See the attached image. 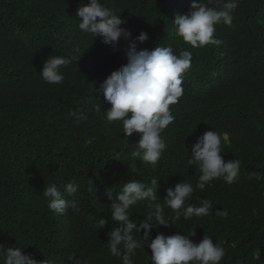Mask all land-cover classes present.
<instances>
[{"label":"trees","instance_id":"obj_1","mask_svg":"<svg viewBox=\"0 0 264 264\" xmlns=\"http://www.w3.org/2000/svg\"><path fill=\"white\" fill-rule=\"evenodd\" d=\"M87 2L0 0V243L51 264H74L69 256L81 264H122L108 251V232L118 224L111 220L106 190L112 187L115 194L127 180L150 184L156 178V202L171 222L174 213L163 204L167 189L186 179L195 188L201 173L188 164L191 147L214 130L229 134L221 154L225 161H241L237 180L215 179L194 191L186 204L207 199L210 213L154 227L152 238L195 230L194 242L207 234L222 244L220 264H264V0H238L233 25H215L219 43L202 47L186 43L174 27L176 15L188 13L192 0H101L126 20L122 27L133 38L148 33L138 49L161 45L177 55L181 50L192 54L183 95L170 106L175 119L161 134L167 147L155 168L131 156L139 135L128 138L119 121L106 119L110 104L98 89L127 63L128 42L121 38L114 48L79 30L76 12ZM209 6H218L216 0ZM74 47L81 58L61 68L63 83H45L40 71L46 60L70 58ZM72 110L87 119L77 123ZM252 174L260 179H249ZM73 182L80 186L79 211L57 215L49 210L44 187L55 183L64 193ZM223 210L227 218L217 215ZM129 212L139 223L154 208L144 200ZM100 219L108 221L102 229ZM150 256L146 247L133 260L151 264Z\"/></svg>","mask_w":264,"mask_h":264},{"label":"clouds","instance_id":"obj_2","mask_svg":"<svg viewBox=\"0 0 264 264\" xmlns=\"http://www.w3.org/2000/svg\"><path fill=\"white\" fill-rule=\"evenodd\" d=\"M213 0H192L191 8L186 14H177L174 22L176 34L192 47H202L209 43L218 44L214 39L215 25H233V11L238 6V0H216V7L209 6ZM76 17L80 19L79 30L102 38V42L114 48L123 38L128 42L126 49L127 63L113 70L99 86L98 91L110 104L106 110L108 122L119 121L123 134L130 138L139 135L136 149L131 152L134 159L141 163L151 164L153 168L158 164L167 145L162 137L164 130L174 121L175 117L170 106L178 103L183 95V74L190 68L192 54L188 50H181L174 54L171 46L157 45L153 49H138L137 42L148 40V33L141 31L133 38L131 30L122 27L126 20L115 11L105 7L101 0H88L78 7ZM79 48H73V55L66 58L59 55L50 56L40 74L45 83L62 84L64 74L62 67H66L72 59L79 61ZM95 111L101 110L96 106ZM70 115L77 123L86 120L83 112L72 110ZM229 134H221L214 130L204 132L191 147L189 165H195L200 175L195 184L187 179L169 187L163 199L174 215L171 222L164 215V207L156 202L159 180L153 178L150 184L139 180L125 181L118 192L114 194L112 187L106 190L111 201L109 209L111 220L118 224L108 232L110 240L108 251L111 256L118 258L122 264H135L133 257L137 251L146 247L151 250V264H220L225 256L221 243H214L213 238L205 235L200 242H194L191 237L196 231L185 235L177 232L173 235L157 233L152 238V229L158 226L176 225L183 217L191 220L210 213L213 205L207 199H199L198 203H188L194 191H203L215 179L222 178L227 184H233L240 172L241 161L230 159L225 161L222 144L229 143ZM131 171H137L132 168ZM255 175L257 180L259 175ZM64 193L70 199L65 198ZM64 193L55 183L47 184L43 196L47 200L49 210L57 215L65 214L68 209L79 211L81 201L80 186L68 183L64 186ZM148 200L154 208L142 222H135L130 218L129 209L140 201ZM217 215L227 218V210L218 211ZM106 219H100L97 226L102 229L107 225ZM138 234V235H134ZM142 233V234H141ZM258 258V257H256ZM74 264L81 262L74 256H69ZM0 264H51L38 261L31 254H27L21 247H5L0 243Z\"/></svg>","mask_w":264,"mask_h":264}]
</instances>
